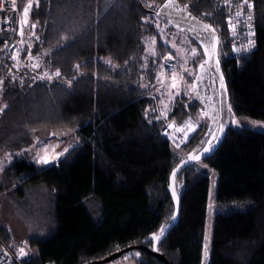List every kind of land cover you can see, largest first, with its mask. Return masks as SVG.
Here are the masks:
<instances>
[{
    "label": "trees",
    "instance_id": "trees-1",
    "mask_svg": "<svg viewBox=\"0 0 264 264\" xmlns=\"http://www.w3.org/2000/svg\"><path fill=\"white\" fill-rule=\"evenodd\" d=\"M229 3L253 14L255 47L245 55L233 50ZM165 7L216 32L232 118L264 121V0H36V31L24 64L0 90V153L11 156L0 175V210L7 198L43 216L25 245L24 264H90L156 244L170 264H204L210 177L197 163L173 181L177 224L152 240L177 218L174 170L218 139L204 145L199 128L177 149L162 135L166 123L187 122L200 111L198 101L181 95L166 120L160 116L152 85L173 51L156 24L169 22ZM65 130L74 132L66 137L73 147L58 164L37 160L45 139L36 133ZM202 161L218 173L208 264H264V132L230 124L216 152ZM0 237L16 250L1 222ZM125 258L164 264L143 249L105 264Z\"/></svg>",
    "mask_w": 264,
    "mask_h": 264
},
{
    "label": "rangeland",
    "instance_id": "rangeland-1",
    "mask_svg": "<svg viewBox=\"0 0 264 264\" xmlns=\"http://www.w3.org/2000/svg\"><path fill=\"white\" fill-rule=\"evenodd\" d=\"M36 0H22L21 11L25 10L26 7H31ZM31 11V10H30ZM164 11L169 16H176L183 18L188 21L189 19L184 12H176L171 7H165ZM157 16V15H156ZM157 18V17H156ZM169 22L156 20L158 26V33L161 40L172 46V52L170 55H166V67H163L157 74L156 80L152 85V90L156 96L160 97V116L163 120H166L167 114L170 111V107L173 102L181 95L188 97V101H198L200 103L199 113L192 116L187 122L176 125L177 131L183 135L187 141L199 128H202V136L204 145L208 144V141L212 140L214 135L218 137L221 127V105L220 96L223 94L221 84L216 79L215 75L210 69V62L213 50L215 48L214 36L196 27H191L186 24L179 25L173 20L168 19ZM32 26L36 31V24L31 20ZM197 23V22H196ZM189 35L195 37L196 41L203 48L204 55L200 52V49L191 43ZM156 46V41L149 42L147 45V51L153 52ZM225 54V53H224ZM232 55V51L227 53ZM239 55V54H237ZM242 55V54H241ZM220 59V58H219ZM216 62V68L219 70V60ZM201 65L203 67H201ZM199 66V67H198ZM220 71V70H219ZM175 84V87H173ZM4 107H0V118L3 114ZM188 123L190 125H188ZM231 126H238L247 128L253 131L264 132V121L255 120L248 117L233 119ZM210 130V134H209ZM36 137L39 139H45V141L39 145L42 152L37 155V160L40 162L48 160V163H56L58 155L49 154V148L52 146H58V142L67 139L69 136H73V131H56L50 134L47 131H38ZM67 137V138H66ZM74 139V137H72ZM77 142L76 139H74ZM184 145V144H182ZM73 147L70 143L64 151L61 152V158L67 154V152ZM180 148L179 145L176 147ZM34 150V147L32 148ZM54 150V149H53ZM179 153L182 158L185 153L175 151ZM60 158V159H61ZM193 157H190L191 159ZM11 161L10 154L0 153V175L4 177L5 170ZM197 167L207 173L210 177V189H209V203L206 218L205 227V258L204 264L209 263V252L213 239L214 219L217 214V189H218V173L209 167L203 161L197 162ZM15 189V188H13ZM6 194V192L4 193ZM27 207V206H25ZM41 207V206H39ZM42 208V207H41ZM43 216L38 213V209L27 207L20 210L14 202L6 200L3 203L2 209L0 210V222L9 232L11 245L16 250L23 249L28 253V249L25 246L32 235V228L35 224L41 223ZM29 254V253H28ZM129 256V255H128ZM127 256V257H128ZM117 264H132L127 258L123 259Z\"/></svg>",
    "mask_w": 264,
    "mask_h": 264
},
{
    "label": "built area",
    "instance_id": "built-area-1",
    "mask_svg": "<svg viewBox=\"0 0 264 264\" xmlns=\"http://www.w3.org/2000/svg\"><path fill=\"white\" fill-rule=\"evenodd\" d=\"M20 0H0V90L9 78H15L24 64V54L35 35V28L31 24V7L19 10ZM230 5V3H229ZM232 10L234 5H230ZM229 30L233 38V50L236 54L245 55L255 47L256 27L252 13L244 10L242 6L234 9L229 17ZM1 107V99H0ZM162 135L171 139L174 145L181 146L186 142L183 135L177 131L176 125L166 123ZM69 144V143H68ZM65 140L58 142L57 149L52 146L49 154L58 155L56 165L60 161V154L68 146ZM54 149V150H53ZM42 149L37 148V154ZM29 254L21 250L10 249L0 237V264H24ZM45 264H54L48 262Z\"/></svg>",
    "mask_w": 264,
    "mask_h": 264
},
{
    "label": "water",
    "instance_id": "water-1",
    "mask_svg": "<svg viewBox=\"0 0 264 264\" xmlns=\"http://www.w3.org/2000/svg\"><path fill=\"white\" fill-rule=\"evenodd\" d=\"M164 17L166 19H170V20H173V21H176V22H180L181 24H186V25H189L191 26L192 28L193 27H196L198 29H201L207 33H210L214 36V39H215V48L213 50V53H212V57H211V62H210V69L212 71V73L215 75L216 79L218 80V82L221 84V87H222V90H223V94L220 96V105H221V126L223 127V131H219V136H218V139L215 143V145L211 148V150L205 154H200L198 155L200 157V159L196 160V159H188L186 161H184L182 164H180L175 170L173 173H175V175L172 174L171 176V179H170V192L171 194L173 195V198L175 200V203H176V206H177V218L175 219V222L170 226L168 227L165 232L162 234L161 236V239L164 238L168 233L169 231L177 224L178 222V217H179V212H180V209H179V203H178V200L176 199L175 195L173 194V181H174V178L176 176V174L181 171L183 168L189 166V165H193L199 161H202L204 158L208 157V156H211L213 155L216 150L219 148V146L221 145V143L223 142L225 136H226V133L228 131V128H229V125L232 121V116L230 115V111H229V102H228V91H227V87H226V83L225 81L223 80L220 72L217 70L216 68V58H217V48H218V37H217V34L216 32L211 29L210 27H207L205 25H202V24H199V23H196V22H192V21H188V20H185L183 18H180V17H176V16H169V15H164ZM221 129V127H220ZM160 239V240H161ZM134 249H143V250H147L149 251L153 256H155L156 258H158L159 260H161L164 264H170L169 261L167 260V258H165V256L163 254H161L158 250H157V244L153 247V249H148L146 248L145 246H134V247H129V248H126L116 254H114L113 256L109 257V258H106V259H103L101 261H98V262H92L90 264H105L117 257H119L120 255H123L125 253H128Z\"/></svg>",
    "mask_w": 264,
    "mask_h": 264
},
{
    "label": "snow or ice",
    "instance_id": "snow-or-ice-1",
    "mask_svg": "<svg viewBox=\"0 0 264 264\" xmlns=\"http://www.w3.org/2000/svg\"><path fill=\"white\" fill-rule=\"evenodd\" d=\"M217 62H218V61H217ZM201 67H203V66L201 65ZM56 75H59V73L57 72ZM173 87H175V84H173ZM220 130L223 131V127H222V126H221V129H220ZM209 134H210V130H209ZM215 139H216V137L213 135V136H212V140H215ZM208 143L211 144V140L208 141ZM209 151H210L209 148H205V149H204V152H206V153L209 152ZM193 159L198 160V159H200V157H199V156H195V157H193ZM44 162H45V163H48V160L45 159ZM173 175H175V173H173ZM159 231H160L161 234H163V233H164V228L161 227V228L159 229ZM160 239H161V237H160L159 235H156L155 233H153V235H152V240H154V241H156V242H159ZM21 253H22V254L24 253V250H23V249H21Z\"/></svg>",
    "mask_w": 264,
    "mask_h": 264
},
{
    "label": "crops",
    "instance_id": "crops-1",
    "mask_svg": "<svg viewBox=\"0 0 264 264\" xmlns=\"http://www.w3.org/2000/svg\"><path fill=\"white\" fill-rule=\"evenodd\" d=\"M188 125H190V124L188 123Z\"/></svg>",
    "mask_w": 264,
    "mask_h": 264
}]
</instances>
